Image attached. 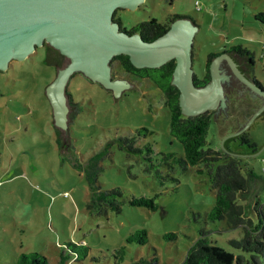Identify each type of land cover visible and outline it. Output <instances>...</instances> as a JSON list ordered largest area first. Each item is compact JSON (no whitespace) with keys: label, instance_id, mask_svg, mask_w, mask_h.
Listing matches in <instances>:
<instances>
[{"label":"rangeland","instance_id":"obj_1","mask_svg":"<svg viewBox=\"0 0 264 264\" xmlns=\"http://www.w3.org/2000/svg\"><path fill=\"white\" fill-rule=\"evenodd\" d=\"M261 12L264 0H144L136 10L118 8L114 15L127 30L152 18L161 23L175 14L189 19L197 30L192 48L197 77L205 74L210 53L241 45L250 53L251 68L246 57L230 56L246 77L252 73L264 86V23L255 18ZM52 48L57 50L50 44L37 47L23 60L12 59L0 72V264H15L21 252H38L50 264H185L201 230L209 232L212 243L235 251L228 240L240 238L241 229L207 218L216 188L201 171L203 165L146 170L148 144L154 158L161 157L159 153L184 156L181 143L170 133V114L158 89L148 79L126 73L118 61L110 62L113 83L125 81L132 87L122 90L117 101L114 90L74 73L66 89L80 112L69 118L72 107L64 95L70 109L65 130L55 125V110L45 91L69 60L61 59L59 67L48 63L47 54H57ZM217 71L226 76L221 83L227 106L213 114L207 146L236 154L246 177L252 169L257 179L264 180V115L243 134L227 137L246 123L264 97L242 87L225 59ZM142 128L147 132L138 135ZM242 135L255 145V152L241 142ZM130 136L137 137L136 146L143 152L118 147L120 138ZM110 143L99 181L102 189L120 186L126 194L120 213L109 210L107 215H97L85 206L90 188L78 164ZM156 158L154 164L159 162ZM156 169L174 179L162 180ZM258 185V180L252 181V191L264 209V188ZM131 195L153 198L156 208L130 205ZM253 198L241 195L238 200L256 218ZM141 230L147 232L145 244L128 242L131 234ZM169 234L175 237L166 238Z\"/></svg>","mask_w":264,"mask_h":264},{"label":"water","instance_id":"obj_2","mask_svg":"<svg viewBox=\"0 0 264 264\" xmlns=\"http://www.w3.org/2000/svg\"><path fill=\"white\" fill-rule=\"evenodd\" d=\"M144 0H0V70H6L12 59L23 60L45 42L68 60L59 70L45 93L55 110V125L67 130L65 90L74 73L80 72L92 81L120 92L132 86L111 78L110 62L126 54L137 67H159L175 59L172 83L180 90V107L186 116H196L227 106L222 80L217 71L225 59L232 74L251 90L264 97V89L248 79L230 53L222 52L210 63L211 80L203 87L194 83L193 35L196 26L189 19L175 20L168 31L152 41L139 34H128L114 20L118 8L136 10ZM264 115V103L246 123L227 137L243 134L251 123ZM226 137V138H227ZM255 154V153H254ZM253 154V155H254ZM233 156H237L233 154Z\"/></svg>","mask_w":264,"mask_h":264},{"label":"trees","instance_id":"obj_3","mask_svg":"<svg viewBox=\"0 0 264 264\" xmlns=\"http://www.w3.org/2000/svg\"><path fill=\"white\" fill-rule=\"evenodd\" d=\"M115 20L120 24L121 30L128 34H139L145 41H152L169 30L171 24L184 18L180 15H172L165 23L152 18L148 21H142L133 25L130 29L122 26V20L114 15ZM255 18L264 23V13H258ZM53 49V48H52ZM57 54H47V62L61 65V59L64 58L58 50L53 49ZM227 53H235L239 56H249L250 53L243 49L241 45L233 46ZM219 54L210 53L205 63V74L202 78L194 74V83L197 87H203L211 80L210 63L212 59ZM251 59V58H249ZM118 61L123 70L140 79H148L159 91L160 98L170 114V133L180 143L184 151V156L176 157L173 153H159L161 156L156 158L159 162L154 164L153 148L151 145L145 146V158L150 165L146 170L151 172V168L166 165L169 170H174L180 166L186 170L188 166L203 165L205 171L214 183L216 188L215 203L213 208L207 214L208 220L226 221L229 229H241L240 238H231L229 245L235 251H229L225 248L212 243L207 235L208 231L201 230L200 236L189 248L185 264H264V209L259 201L258 195L252 191V181L258 180L261 188H264V180L257 179L252 169L247 170L248 176L242 173V159L221 150L213 149L207 146V134L214 111H208L196 116H186L182 113L180 107V90L172 83L173 72L176 66V60L172 59L159 67H137L130 57L126 54L116 55L112 62ZM254 82L264 89V86L254 79ZM68 105L72 107L69 113L70 119H75L80 112L79 105L74 102L72 95L68 91ZM142 131V132H141ZM146 128H142L137 134L144 135ZM136 136L122 137L119 139L118 147L126 148L131 152L141 153L142 148L136 146ZM241 142L256 151L255 145L251 144L249 139L242 135ZM62 142V141H61ZM62 144V143H61ZM110 143L102 152L92 156L87 162L78 164V168L84 173L90 188V198L86 202L87 210L95 212L97 215H107L108 211L120 213L122 211V199L125 197V190L120 186L109 189H102L99 181L100 173L103 169L101 161L110 152ZM156 174L162 180L166 178L174 179L169 173L163 175L162 171L156 169ZM256 182V181H255ZM252 194V195H251ZM254 197L252 201V210L256 213V218H252L239 203V196ZM129 204L132 206L156 208L153 198L145 196L136 197L131 195ZM170 239L174 234L165 235ZM128 242H138L145 244L147 242V232L145 230L137 231L128 237ZM75 246V245H74ZM15 264H50L45 256L38 252H21L18 254Z\"/></svg>","mask_w":264,"mask_h":264},{"label":"flooded vegetation","instance_id":"obj_4","mask_svg":"<svg viewBox=\"0 0 264 264\" xmlns=\"http://www.w3.org/2000/svg\"><path fill=\"white\" fill-rule=\"evenodd\" d=\"M114 20H115V17H114ZM48 44L49 43H47V42H45L44 43V45H42L41 47H47L48 46ZM230 54H232L234 57H235V59H237V58H239V59H242V58H244V57H246L247 58V64H248V66H249V68H251V66H250V61H249V59H248V57L247 56H239L238 54H235V53H230ZM65 57V56H64ZM237 57V58H236ZM66 58V57H65ZM230 68V67H229ZM231 70V69H230ZM250 71H251V69H250ZM0 72H1V70H0ZM252 72V71H251ZM236 78V77H235ZM248 79H250V80H252L253 82H254V76L252 75V73L251 74H249L248 75V77H247ZM237 79V78H236ZM238 80V79H237ZM239 81V84L242 86V87H245V88H247V86L245 85V84H243L240 80H238ZM255 83V82H254ZM65 94H66V96H68V91H67V89L65 90ZM259 95V94H258ZM260 96V95H259ZM263 97V96H262ZM214 111V114L216 113V110H213Z\"/></svg>","mask_w":264,"mask_h":264},{"label":"built area","instance_id":"obj_5","mask_svg":"<svg viewBox=\"0 0 264 264\" xmlns=\"http://www.w3.org/2000/svg\"><path fill=\"white\" fill-rule=\"evenodd\" d=\"M196 5H197V3H196ZM199 7V6H198ZM263 50H264V47H263ZM263 56H264V52H263Z\"/></svg>","mask_w":264,"mask_h":264}]
</instances>
